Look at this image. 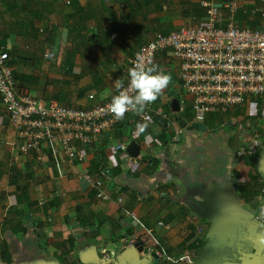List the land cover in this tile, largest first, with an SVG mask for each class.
Wrapping results in <instances>:
<instances>
[{"label":"crops","instance_id":"1","mask_svg":"<svg viewBox=\"0 0 264 264\" xmlns=\"http://www.w3.org/2000/svg\"><path fill=\"white\" fill-rule=\"evenodd\" d=\"M202 1L0 0V49L18 93L88 108L111 98L117 79L125 84L142 44L203 23ZM236 1V23L260 28V0ZM62 28L66 43L58 40ZM52 49L56 55L46 61ZM153 63L171 82L154 101L147 129L137 134L143 122L126 113L92 142L77 143L83 162L53 154L47 142L41 159L19 150L0 96V264H264V221L255 219L264 204V95L199 123L189 97L180 112L171 108L184 96L180 60L163 50ZM163 113L186 122L182 128L178 121L180 140ZM250 125L262 144L257 155L241 157ZM131 140L140 144L138 158L117 147ZM101 170L107 199L80 177ZM134 237L141 247L129 244ZM185 254L193 263L181 259Z\"/></svg>","mask_w":264,"mask_h":264},{"label":"built area","instance_id":"2","mask_svg":"<svg viewBox=\"0 0 264 264\" xmlns=\"http://www.w3.org/2000/svg\"><path fill=\"white\" fill-rule=\"evenodd\" d=\"M202 6L206 10L203 23L157 33L138 48L129 62L130 69L139 62L153 63L159 51H172L180 60L181 88L184 90L180 106L185 108L189 97L195 121L199 123L204 122L211 113H228L234 106L244 103L248 96L264 95V0H260L256 8L261 16L258 29L242 27L236 23L239 10L236 0L222 5L213 0H204ZM223 11L227 14L226 25H221ZM129 83L128 76L125 89ZM0 96L8 112L10 127L15 132V146L22 152L35 153L38 159L46 155L44 144L47 142L53 154L62 153L70 162H83L84 155L77 150V143L92 142L100 132L113 128L119 121L108 110L112 96L91 107L77 108L54 99L45 100L18 93L14 71L1 49ZM89 97L94 98V95L90 94ZM153 110L154 102L147 106L144 116L151 118ZM138 116L144 122L143 117ZM162 118L174 126V140H180L183 129L178 125V120L171 119L169 113H163ZM248 131L249 143L237 151L238 156H254L259 153L261 133L253 125H250ZM126 145V142H121L117 147L125 151ZM105 176V170H101L96 177L88 172L80 174V177L93 182L97 196L102 199L109 198L103 189ZM262 208L264 204L255 214L258 221H264ZM137 242L139 240L134 237L129 244L134 246ZM145 248L158 260L164 256L161 250L152 246ZM101 252L109 255L103 249ZM181 259L185 263L194 261L186 254Z\"/></svg>","mask_w":264,"mask_h":264},{"label":"clouds","instance_id":"3","mask_svg":"<svg viewBox=\"0 0 264 264\" xmlns=\"http://www.w3.org/2000/svg\"><path fill=\"white\" fill-rule=\"evenodd\" d=\"M60 43H66L68 40V29L62 28L58 37ZM56 55L55 49L46 51L44 59L53 60ZM130 78L129 87L124 88V81L117 79L115 87L118 94L112 96L108 105V110L113 114L116 120H123L126 113L133 112L143 117L144 122L138 123L137 134L143 133L149 124L150 118L144 116L145 109L153 103L169 86L171 75L166 74L159 65L139 62L128 70ZM264 212V208L261 209Z\"/></svg>","mask_w":264,"mask_h":264},{"label":"water","instance_id":"4","mask_svg":"<svg viewBox=\"0 0 264 264\" xmlns=\"http://www.w3.org/2000/svg\"><path fill=\"white\" fill-rule=\"evenodd\" d=\"M171 108H172V111L174 113L180 112V100L177 98H174L171 101ZM178 121H179V125L182 128L186 127V122L182 119V117L179 116ZM200 126H201V124H199V123L192 125V127H194V128H199ZM126 151L128 152V154L132 158H138L140 155V152H141L140 144L135 140H131L126 145ZM140 244H141V242H138L137 246L141 247Z\"/></svg>","mask_w":264,"mask_h":264}]
</instances>
